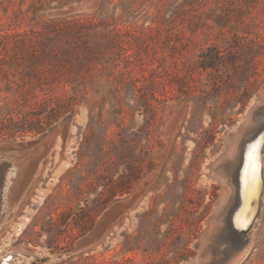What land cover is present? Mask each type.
I'll list each match as a JSON object with an SVG mask.
<instances>
[{"label":"rangeland","instance_id":"rangeland-1","mask_svg":"<svg viewBox=\"0 0 264 264\" xmlns=\"http://www.w3.org/2000/svg\"><path fill=\"white\" fill-rule=\"evenodd\" d=\"M253 101L239 142L264 123V0H0V262L194 258L221 195L208 165ZM261 198L237 264H264Z\"/></svg>","mask_w":264,"mask_h":264},{"label":"bare ground","instance_id":"bare-ground-1","mask_svg":"<svg viewBox=\"0 0 264 264\" xmlns=\"http://www.w3.org/2000/svg\"><path fill=\"white\" fill-rule=\"evenodd\" d=\"M256 106H258V103L253 104L247 110L241 119L242 122L239 123L235 131L226 135L223 155L208 165L209 179L213 182L218 181L221 185L220 200H218L219 202H217L213 210L212 220L214 231L212 242L219 247L217 250L227 244L234 235L239 237L246 235L256 224V218L262 208L261 195L264 189V178L260 152L264 142V123L257 131L247 134L239 142V135L248 126L247 124L254 114L253 109ZM238 159L240 162L239 166L236 165L237 202L233 204L235 191L233 175L230 169L224 168L227 162L233 168ZM206 167H204V170ZM2 169L4 173H1L0 188L2 193L6 195L8 190V184H5L7 166ZM247 245L245 244L238 248L239 250H237L236 254L230 257V259L232 258L231 263L237 264L243 258L247 252ZM209 249L212 252L211 246ZM39 256L33 255L32 257H37L39 260L44 258L42 255V257ZM11 258V255L3 258L0 264H12L10 262ZM17 260L20 261L17 264H32L34 262V259L32 261L30 259L24 261L17 258Z\"/></svg>","mask_w":264,"mask_h":264},{"label":"water","instance_id":"water-1","mask_svg":"<svg viewBox=\"0 0 264 264\" xmlns=\"http://www.w3.org/2000/svg\"><path fill=\"white\" fill-rule=\"evenodd\" d=\"M257 102H252L251 106ZM250 106V107H251ZM247 112V111H246ZM68 126V123L66 121L61 122L59 125L54 126L49 129V131L43 135H41L39 138H36L35 140H32L30 142H27L25 145L20 146V148H23L24 146H36V147H42L47 145L49 142H51L53 139L58 137V135L62 132V130L66 129ZM11 166L10 160L0 155V176L4 173L3 167ZM14 169L15 167L12 166ZM2 173V174H1ZM6 195H4L0 188V222L2 221L5 213L6 208ZM213 213L205 220V227L201 233V236L198 240H196L193 244L194 248L197 249V254L194 258L184 261L180 264H234L231 263L230 257L234 256L239 250L238 248L242 247V245H245L244 237L236 236L234 235L233 238L225 244L223 247L220 248V250L217 251V257H219L220 260H218L217 263L215 262L210 255V243H212V239L214 237V231H213ZM223 256V257H220ZM51 259L50 256H44L41 260H39L37 257H34V262L32 264L37 263H43L47 262Z\"/></svg>","mask_w":264,"mask_h":264}]
</instances>
